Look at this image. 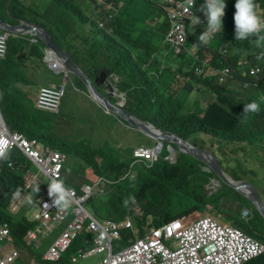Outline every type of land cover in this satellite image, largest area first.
Instances as JSON below:
<instances>
[{"label": "clouds", "instance_id": "clouds-1", "mask_svg": "<svg viewBox=\"0 0 264 264\" xmlns=\"http://www.w3.org/2000/svg\"><path fill=\"white\" fill-rule=\"evenodd\" d=\"M226 7V0H136L127 7L124 0H49L44 7L33 0H2L0 8L5 10H0V20L7 27L0 26V36H6L0 60L11 53L14 59L5 71H0V167L18 151L20 156L9 162L7 171L19 174L23 185L12 192L5 188L8 196L0 192L6 202L0 213L11 221H0V264H84L85 259L95 256L98 260L94 264H112L127 250L134 251L141 264H254L264 255V242L238 223L257 230L252 221L255 213L264 220L248 194L233 188L213 166L180 152L175 142L154 138L147 132L157 136L169 133L210 152L224 175L235 184L253 188L264 204V142L263 148L256 147L254 152L251 147L246 162V156L235 150L215 149L219 140L211 135L199 132L186 140L160 128L148 100L150 92L161 91L170 101L181 103L185 113L203 119L214 105L226 111L231 104L244 105L245 118L260 113L264 95L259 101L251 98L258 93L256 83L264 76V14L259 13L256 0H236V11L229 16L225 15ZM67 38L79 43L83 38L95 42L98 50L89 53L93 60L77 61L72 57L60 46ZM47 40L92 83L94 94ZM235 41L243 44L241 49ZM110 44L120 51L111 50ZM149 44L154 50L148 49ZM34 55L57 76L55 84L50 80L47 86L31 88L34 72L25 65ZM9 70L16 74L10 75ZM69 80L77 87L83 86L87 98L117 118L109 139L123 142L134 132L155 140L152 146L129 150L133 165H139L143 174L155 171L160 161L175 164L181 154L201 163L197 177H209L203 190L190 187L188 195L172 193L166 204L174 196L195 201L202 193L218 197L217 202L160 224H153L152 219L144 223V212L133 190L132 195L122 189L128 199H120V192L114 191L116 186L122 187L120 183L126 184L125 178L113 186L116 182L99 170L98 179L90 184L69 179L65 166L69 156L61 151L64 143L57 142L61 147L51 148L29 137L26 131L13 129L5 102L1 101L18 90L31 102L27 103L31 111L60 115ZM98 97L107 100L113 110L102 106ZM163 149L168 154L161 157ZM78 155L76 159L82 162ZM238 158L243 165L239 181L232 174ZM55 173L59 177H53ZM39 191L34 201L37 208L29 220L28 212L22 214V209ZM19 195L25 196V203L16 207ZM70 214L72 220L68 219ZM64 224L40 262L26 254L25 248L39 249ZM76 240L78 252L72 247Z\"/></svg>", "mask_w": 264, "mask_h": 264}, {"label": "trees", "instance_id": "trees-1", "mask_svg": "<svg viewBox=\"0 0 264 264\" xmlns=\"http://www.w3.org/2000/svg\"><path fill=\"white\" fill-rule=\"evenodd\" d=\"M136 0H124L125 6H133ZM258 4V11L261 15L264 14V0H256ZM236 0H226L225 15L229 16L231 13H235ZM2 4V0H0ZM58 38L57 36H54ZM106 46L107 42L104 43ZM235 44L241 49L243 44L235 41ZM114 44H110V49L114 51H120L119 48L113 47ZM60 46L64 48L72 57L77 61L82 59L93 60L89 53L97 51L95 42H90L88 38H83L79 43L76 40H70L67 38V42H60ZM148 49L154 50L151 44ZM147 48H144V51ZM13 52V49L11 50ZM147 55V52H145ZM14 57L11 53L7 59L0 60V71H5L6 66L11 65ZM133 65V62H131ZM10 75L16 73L8 71ZM17 73L20 74L19 70ZM3 81V73L0 72V82ZM257 92L254 93V97L251 101H259L260 97L264 95V76L260 81H257ZM259 97V98H258ZM148 100L152 104L154 111V121L157 126L164 130L171 131L178 134L183 139L188 140L195 133H204L211 135L213 138L218 139V144L214 145L215 149L221 150H235L240 154L246 156L244 160L248 161V152L253 147V152L256 147L263 148L262 142H264V103H261V111L259 114H248L245 118L244 105L238 104L229 105V109L226 111L218 105L212 106L205 119L195 115L187 114L183 109V105L175 100L170 101L167 99L161 91L150 92ZM5 102V108L10 114L8 118L9 125L18 131L25 132L29 137H36L44 144L51 148L61 147L52 136L53 133L49 130L51 124V114H44L39 111H31L28 104L31 102L27 100V96L16 90L13 94L3 96L2 100ZM28 103V104H27ZM260 145V146H259ZM65 149L79 154L77 157L82 162L93 167L98 166L100 173L106 176L110 180L119 184V180L126 179V188L116 186L114 191L120 192V199H128L127 192L122 189L133 190L135 196L131 192L134 198L138 201L144 212V223L148 219H152L153 224H160L178 215L193 211L195 209H201L208 204H215L217 198L207 197L203 193L197 197L195 201H185L174 196L167 204L166 198L172 193L188 195L186 191L190 187L199 188L203 190V183L209 181V177L202 175L198 178L197 175L201 173L199 165L201 164L195 158L186 154H181L175 164L170 162L160 161L156 164L155 171H151L149 174H143L141 170H138L134 176V180L131 181L130 175L131 169L139 168V165L134 164L132 152H128L126 155L123 150H119L117 153H111L108 150L101 151V148L89 147L83 151L80 149L72 148L64 144ZM85 146L81 143V148ZM200 146V145H199ZM205 148V146H202ZM252 153V152H251ZM20 156V153L14 152L10 161L2 162L0 167V192L8 196L5 188H8L11 192L13 190H19L23 185L22 177L16 172H8L9 162H14ZM100 158V162H96V159ZM242 160L237 159L235 168L232 170L233 177L236 180H242ZM130 173V175H129ZM132 177V176H131ZM128 182V183H127ZM198 182V183H196ZM196 183V184H195ZM133 184V185H132ZM5 186V187H4ZM229 192H237L230 187H227ZM0 193V208L6 203L4 202L3 195ZM238 195V194H237ZM239 196V195H238ZM240 197V196H239ZM0 221H11L7 218L3 212L0 213ZM253 225L254 228L242 225L244 230L250 234H254L261 241L264 242V220L259 213H255ZM14 229H17L13 226ZM89 239V238H88ZM90 246V242L85 244V248ZM78 248L74 247V252H78ZM67 264V263H64Z\"/></svg>", "mask_w": 264, "mask_h": 264}, {"label": "rangeland", "instance_id": "rangeland-1", "mask_svg": "<svg viewBox=\"0 0 264 264\" xmlns=\"http://www.w3.org/2000/svg\"><path fill=\"white\" fill-rule=\"evenodd\" d=\"M37 5L44 7L49 0H33ZM49 7V6H48ZM6 19V18H5ZM7 20V19H6ZM10 22L9 20H7ZM1 31V30H0ZM120 40V37H116ZM25 68L33 70L34 74L32 75L31 88L36 89L37 87L43 85L47 86L46 82L52 80L55 81L57 76L54 75L53 71H50L48 66L40 60L36 55L29 59L26 63ZM84 69V67H82ZM249 69V65L247 66ZM14 83L16 81L14 80ZM241 83L237 82V85ZM241 93V91H238ZM84 87H77L76 83L71 82L70 80L66 86L65 96L61 101V113L60 115H50V121H48L50 126V131L53 133V137L56 142L64 143L67 146L74 147L78 150H87L89 147L101 148V151H112L117 153L120 149L124 151L127 155L129 150L134 146L146 145L152 146V142L155 141L148 136H143L141 133H130L129 137L126 138L123 142H116L113 139H109V133L113 130L114 124L117 121V118L113 115L107 114L101 107L93 103L89 98L85 96ZM106 95V94H104ZM243 97H246L242 93ZM33 105V101H32ZM122 126V124H121ZM86 141L85 146H81V142ZM166 146V144H165ZM61 151L69 156L68 162L65 163L68 178L74 181L89 183L93 179L96 180L99 177V168L98 166L93 167L92 165L85 164L76 159V156L70 150L62 148ZM165 149H163L161 157L167 155ZM96 162H100V158L96 159ZM140 168L131 169L132 174L130 175L131 181L134 180V176ZM132 176V177H131ZM47 183V180L44 181ZM90 184V183H89ZM122 187H125V183H120ZM68 187H71L72 184L67 183ZM133 185V184H132ZM34 193L29 201L26 203L25 207L22 209V214L27 213V219L31 220L33 218L34 211L37 206L34 204L35 198L40 195ZM97 202V200L95 201ZM22 208V207H21ZM74 216L69 215L68 219L72 220ZM189 222H193L192 219H189ZM57 227L52 234L42 244L39 249L34 247L25 248L26 254H32L36 262H40L43 255L53 244L55 239L59 236L62 231V227ZM78 240L74 241L72 247H77ZM98 260V256L85 259L84 264H94ZM254 264H264V255L256 259Z\"/></svg>", "mask_w": 264, "mask_h": 264}, {"label": "water", "instance_id": "water-1", "mask_svg": "<svg viewBox=\"0 0 264 264\" xmlns=\"http://www.w3.org/2000/svg\"><path fill=\"white\" fill-rule=\"evenodd\" d=\"M0 26L1 27H3V26L7 27V25L4 24L1 20H0ZM46 43L49 46H52L54 49H56V51L65 59L66 63L68 64L67 65L68 68L71 69L72 71H74L77 76H80L84 80V83L86 84L87 88L94 94L95 90H94V86L92 85V83L89 82L87 80V78L75 67V65L68 58V56L65 53H63L62 51H60L57 47H55L50 40H47ZM108 97H111V94H109ZM98 100L102 106L106 107L107 109L113 110L112 106L108 103L107 100H105L104 98H101V97H98ZM130 122L134 124V122L132 120H130ZM147 132L150 133L154 138L169 141V142H175L179 146L180 152L190 154V155L196 157L197 159H199L203 162H206L207 164L213 166L215 168V170L218 172V174L221 177H223L233 188H235L236 190H238L240 192H246L248 194V196L251 198V200L256 204L257 208L260 210L262 216L264 217V204L261 201L257 192L253 188L251 190L250 188H248L244 185L235 184L229 177L224 175L222 173V171L220 170L219 166L217 165L215 158L210 154V152L196 148V147L188 144L187 142L180 140L177 136H174V135L169 134V133H163L161 136H157L150 131H147Z\"/></svg>", "mask_w": 264, "mask_h": 264}, {"label": "built area", "instance_id": "built-area-1", "mask_svg": "<svg viewBox=\"0 0 264 264\" xmlns=\"http://www.w3.org/2000/svg\"><path fill=\"white\" fill-rule=\"evenodd\" d=\"M5 47L6 36H0V55L4 53ZM53 175V177H59V173H55ZM122 261H125L126 264H141L138 260H136L134 251L131 250L124 251L120 255L116 256L112 264H121ZM106 263H108V261H106Z\"/></svg>", "mask_w": 264, "mask_h": 264}, {"label": "crops", "instance_id": "crops-1", "mask_svg": "<svg viewBox=\"0 0 264 264\" xmlns=\"http://www.w3.org/2000/svg\"><path fill=\"white\" fill-rule=\"evenodd\" d=\"M0 10L4 11L5 9L3 10V9L0 8ZM24 199H25V196H24V195H19V196H18V200H17L15 206H16V207H19V206H21L23 203H25V202H24ZM26 203H27V201H26ZM26 203H25V205H26ZM12 205H13V204H11V206H10V210H12ZM25 205H24V207H25ZM7 209H9V205H8V208H7Z\"/></svg>", "mask_w": 264, "mask_h": 264}]
</instances>
